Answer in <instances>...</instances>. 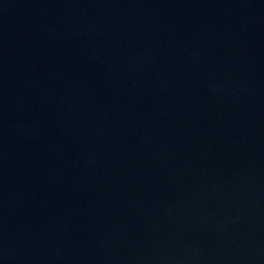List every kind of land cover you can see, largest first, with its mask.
I'll return each mask as SVG.
<instances>
[{"label":"water","instance_id":"water-1","mask_svg":"<svg viewBox=\"0 0 264 264\" xmlns=\"http://www.w3.org/2000/svg\"><path fill=\"white\" fill-rule=\"evenodd\" d=\"M0 264H264V0H0Z\"/></svg>","mask_w":264,"mask_h":264}]
</instances>
